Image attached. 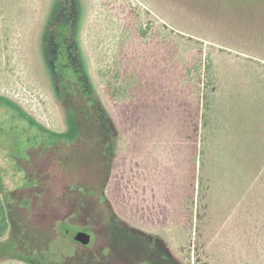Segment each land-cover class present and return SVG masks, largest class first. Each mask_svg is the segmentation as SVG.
Wrapping results in <instances>:
<instances>
[{"label":"rangeland","instance_id":"374dc122","mask_svg":"<svg viewBox=\"0 0 264 264\" xmlns=\"http://www.w3.org/2000/svg\"><path fill=\"white\" fill-rule=\"evenodd\" d=\"M201 65L238 165L214 179L211 149L202 197L192 150L101 83L179 98ZM0 193V264H264V0H0Z\"/></svg>","mask_w":264,"mask_h":264},{"label":"trees","instance_id":"16d2710c","mask_svg":"<svg viewBox=\"0 0 264 264\" xmlns=\"http://www.w3.org/2000/svg\"><path fill=\"white\" fill-rule=\"evenodd\" d=\"M139 35L147 36V29L140 27ZM167 44H165V48ZM162 60L168 62L169 59L166 54H163ZM110 71L114 72L113 69H109L103 75L101 80L103 82L101 83L104 84L102 89L107 100L113 104V107L115 106L113 108L115 119L121 124L128 125L129 123L131 126L153 120L158 125L166 128L168 134H170V137L165 139L167 145L170 143L172 148L179 149H185L188 146L193 155L194 182L198 183V194L200 193L201 197L207 191L206 172L211 149L214 150V161L217 164L215 165L214 179L222 178L221 176H225V173L232 172L237 168L238 165L234 164L232 156L214 138L216 131L219 130L220 118L216 113L219 99L216 92L218 81L210 66L201 65L199 70L200 84L197 86L196 82H192L191 94L179 98L163 96L153 100H145L140 96L129 98L127 96L129 88L122 85V83H115L112 77L107 78ZM115 73L116 79H118L121 73L118 70H115ZM123 73L127 75L128 69H124ZM135 89H137L135 93H139V89ZM152 111L153 114H151ZM185 129L188 132H185ZM177 134L178 141L175 138ZM9 227L8 208L0 193V238L7 234Z\"/></svg>","mask_w":264,"mask_h":264},{"label":"water","instance_id":"95a60500","mask_svg":"<svg viewBox=\"0 0 264 264\" xmlns=\"http://www.w3.org/2000/svg\"><path fill=\"white\" fill-rule=\"evenodd\" d=\"M67 232L70 234V235H74L78 240H81L85 243H88L90 241V235L86 232H81V231H73V230H70L67 228Z\"/></svg>","mask_w":264,"mask_h":264}]
</instances>
